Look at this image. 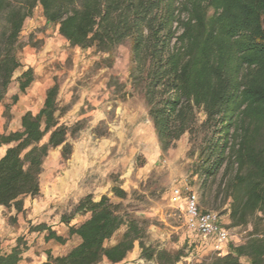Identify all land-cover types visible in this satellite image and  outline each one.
I'll use <instances>...</instances> for the list:
<instances>
[{
  "label": "trees",
  "instance_id": "1",
  "mask_svg": "<svg viewBox=\"0 0 264 264\" xmlns=\"http://www.w3.org/2000/svg\"><path fill=\"white\" fill-rule=\"evenodd\" d=\"M37 8L72 47L111 56L131 42L132 88L145 100L163 151L186 133L192 141L203 134L195 173L204 187L216 185L217 199L227 205L225 228L251 231L226 255L197 264H243L242 258L264 264V0H0V104L22 68L19 39ZM34 80L32 68L23 72L20 92ZM58 96L55 83L39 112L22 116L21 131L0 135V148L9 146L0 159V206L21 213L25 197L40 195L50 151L63 146L62 157L71 155ZM18 99L15 95L13 102ZM199 112L205 117L201 124ZM113 193L128 197L118 187ZM62 222L80 243L65 256L48 251L42 264H122L136 243L141 258L157 264H177L184 257L183 251L147 246V221L107 196L99 201L86 196ZM123 227L121 239L107 246ZM31 231L46 232V242L67 241L44 224ZM22 255L18 243L10 253L0 252V264H20Z\"/></svg>",
  "mask_w": 264,
  "mask_h": 264
},
{
  "label": "rangeland",
  "instance_id": "2",
  "mask_svg": "<svg viewBox=\"0 0 264 264\" xmlns=\"http://www.w3.org/2000/svg\"><path fill=\"white\" fill-rule=\"evenodd\" d=\"M19 47L22 68L15 73L0 104V135L21 131L22 116L27 112L37 114L43 107L47 90L56 83L62 114L60 123L69 128L66 144L72 150L68 159L62 157V160L68 163L77 150L86 162L84 173L79 177L68 179L70 172L66 169H60L55 176L63 191L58 201L63 200L59 220L69 217L80 199L88 194L95 201L107 196L115 204L122 203L135 217L147 221V246L172 254L183 251L184 257L177 264L211 261L215 252L187 227L185 202H176L173 195L174 189L189 186L198 194L203 210L219 214L223 226L229 225L227 205L222 206L217 199L216 185L204 187L203 179L195 173L196 150L203 134H197L192 141L186 133L169 150H162L145 100L132 88L131 42L128 40L117 47L111 56L95 48L72 47L55 26L46 22L41 8H37L25 22ZM29 68L34 70L35 80L21 93L18 78ZM15 95L19 97L16 103L13 102ZM197 117L199 124L205 120L202 112ZM8 147L0 148V159ZM58 150L63 151V146ZM73 179L74 187H68ZM46 185L51 186L49 178ZM115 187L127 192L128 197L125 200L116 197ZM76 219L72 224L83 221L80 216ZM227 230L229 249L243 244L251 227ZM124 232L125 227L107 246L116 244ZM78 239L69 237L67 246L53 243V248L47 250L40 236L33 243H21L25 254L21 264H42L48 251L52 256H55L53 252L63 253L76 246ZM135 246L139 247L138 243Z\"/></svg>",
  "mask_w": 264,
  "mask_h": 264
},
{
  "label": "crops",
  "instance_id": "3",
  "mask_svg": "<svg viewBox=\"0 0 264 264\" xmlns=\"http://www.w3.org/2000/svg\"><path fill=\"white\" fill-rule=\"evenodd\" d=\"M61 149V147H59ZM56 148L50 151V155L44 162L43 172L40 176V195L36 198H32L30 196L24 198V208L21 213H18L14 207L5 208L0 206V252L1 254L10 253L11 250L18 245V243H22L25 245L26 242H32L42 237L44 240V250L52 249L53 243H57L55 241H45L46 232H34L31 231V228L36 227L38 225H46L48 228H51L55 233L60 231V234H57L66 240L69 238V229L68 226L62 222V218L59 220V212L61 211L63 200L61 198L63 191L60 190L59 185L60 182L55 177L60 169H66L70 172L69 178L72 179L75 177H79L84 173L85 170V161L84 158L79 154L77 150H75L72 157L68 160V163H65L62 160V151H57ZM55 153L54 156L51 154ZM55 167V168H54ZM53 168L51 171L50 169ZM80 173V174H78ZM49 178L51 186L46 185V180ZM54 180V181H52ZM74 179L72 183L69 182L68 187H74ZM91 195V194H88ZM87 195V196H88ZM86 197V196H85ZM84 197V198H85ZM81 200V199H80ZM59 203V204H58ZM89 216L81 217L83 221H85ZM82 221V222H83ZM54 225H58L54 227ZM76 236H73L74 238ZM69 242L65 244H58L62 247L68 245ZM80 240L78 239V244ZM77 244V245H78ZM76 245V246H77ZM114 245V244H113ZM27 246V245H26ZM74 246V247H76ZM74 247H71L69 250L63 253H54V257L65 256L67 255ZM23 249V247H22ZM25 257L24 249L22 257ZM133 263V261H135ZM47 261V257H46ZM244 264H250L248 259L242 258L241 260ZM23 260L21 261V263ZM146 261L141 258V250L138 246H135L132 253H130L124 262V264H146ZM154 262V261H153ZM20 263V264H21ZM101 264H111L108 262H103ZM153 264H157L154 262Z\"/></svg>",
  "mask_w": 264,
  "mask_h": 264
},
{
  "label": "built area",
  "instance_id": "4",
  "mask_svg": "<svg viewBox=\"0 0 264 264\" xmlns=\"http://www.w3.org/2000/svg\"><path fill=\"white\" fill-rule=\"evenodd\" d=\"M176 202H185L186 225L196 232L205 243H209L215 254L221 256L229 252L230 233L223 226L219 214L203 210L198 194L189 186L173 191ZM153 264V261H146Z\"/></svg>",
  "mask_w": 264,
  "mask_h": 264
}]
</instances>
